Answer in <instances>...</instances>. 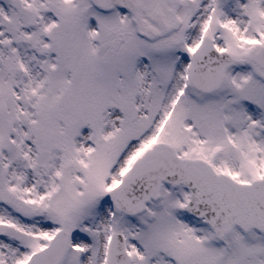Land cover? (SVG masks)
I'll use <instances>...</instances> for the list:
<instances>
[{
    "label": "snow or ice",
    "instance_id": "snow-or-ice-1",
    "mask_svg": "<svg viewBox=\"0 0 264 264\" xmlns=\"http://www.w3.org/2000/svg\"><path fill=\"white\" fill-rule=\"evenodd\" d=\"M0 264H264V0H0Z\"/></svg>",
    "mask_w": 264,
    "mask_h": 264
}]
</instances>
